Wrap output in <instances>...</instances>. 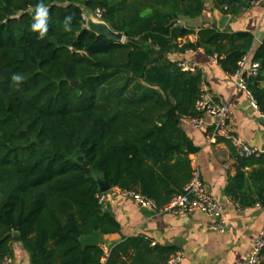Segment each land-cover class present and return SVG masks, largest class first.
Masks as SVG:
<instances>
[{
	"label": "trees",
	"instance_id": "obj_1",
	"mask_svg": "<svg viewBox=\"0 0 264 264\" xmlns=\"http://www.w3.org/2000/svg\"><path fill=\"white\" fill-rule=\"evenodd\" d=\"M247 1L212 4L235 18ZM37 2L0 0V263L18 242L30 264H166L177 249L145 237L108 253L81 246L84 235L120 231L99 203L96 179L157 210L184 194L198 149L181 122L202 115L203 76L182 70L171 55L202 49L233 76L254 37L207 26L195 43L180 44L194 34L183 21L202 15L203 0H44L49 30L38 40L31 31ZM84 11H99L123 42L90 32ZM66 15L73 16L71 32L64 31ZM251 62L259 69L243 74L244 82L264 113V42ZM12 73L24 76L19 87ZM218 140L235 159L226 195L239 209L264 208V157H239L229 140ZM261 257L264 264V248Z\"/></svg>",
	"mask_w": 264,
	"mask_h": 264
},
{
	"label": "crops",
	"instance_id": "obj_2",
	"mask_svg": "<svg viewBox=\"0 0 264 264\" xmlns=\"http://www.w3.org/2000/svg\"><path fill=\"white\" fill-rule=\"evenodd\" d=\"M203 1L205 9L202 15L183 21V26L194 34L182 38L180 44L195 43L196 33L203 27L217 28L220 13L214 10L212 0ZM224 30L253 35V47L245 66L247 69L253 52L261 44L259 37L264 30V10L254 8L241 11L235 18L229 16ZM171 59L200 70L203 95L213 104H227L232 112L228 122L231 135L250 147L264 150V121L259 112L251 107L246 93L236 87L234 76L223 72L216 60L205 55L202 49L174 53ZM203 120L211 123L213 118L205 114ZM181 128L198 149L190 155L192 168L198 170L206 192L223 208L220 220L224 222V232L208 230V226L215 221L204 214L162 212L153 204H142L126 192L113 188L104 194L102 206L117 221L120 231L118 234L99 235L98 245L108 253L125 239L145 237L152 245L176 248L184 256L181 264H245L253 242L264 227V208L256 205L239 209L226 195L229 179L235 173V159L225 142H208L212 132L210 127L194 129L185 119ZM11 258L13 264H30L28 254L18 242L12 245Z\"/></svg>",
	"mask_w": 264,
	"mask_h": 264
},
{
	"label": "built area",
	"instance_id": "obj_3",
	"mask_svg": "<svg viewBox=\"0 0 264 264\" xmlns=\"http://www.w3.org/2000/svg\"><path fill=\"white\" fill-rule=\"evenodd\" d=\"M263 9L264 10V0H248L242 11H248L249 9ZM100 20L101 13L99 11L95 12ZM183 24V23H182ZM249 61L248 54L244 56L239 64L240 70L233 75L235 80V85L237 88L243 90L249 103L253 109L259 112L261 119L264 121V113H261L257 108V103L250 92L247 90L243 74L246 77L255 76L259 64L255 62H250L249 67L246 69V63ZM180 68L184 71L193 72V69L189 65L179 64ZM196 110L202 113L201 116L187 119L194 129L201 128L203 126L210 127L212 132L208 136V142L210 144H216L218 138L223 137L231 142V145L236 149L239 157H253L260 158L264 157V150L257 149L248 146L242 140L234 137L228 130V122L231 119L232 112L227 104H213L211 103L202 93L200 100L196 103ZM208 115L213 118L211 123H206L203 120V115ZM133 196L137 201L142 204H152V202L145 200L139 196L127 193ZM99 203L102 205L105 198L104 194H101L98 198ZM223 208L217 203L205 190L204 184L200 178V174L197 169H193L192 177L190 182L184 189V194L175 197L171 202L166 205L162 212L173 213V214H185V213H201L213 219L215 222L208 226V230L216 231L219 233L224 232V222L220 220ZM264 248V227L259 234V236L253 242L250 255L245 264H260L262 261L261 253ZM184 256L180 252H176L170 257L166 264H181ZM0 264H13L11 257H6L2 260Z\"/></svg>",
	"mask_w": 264,
	"mask_h": 264
},
{
	"label": "water",
	"instance_id": "obj_4",
	"mask_svg": "<svg viewBox=\"0 0 264 264\" xmlns=\"http://www.w3.org/2000/svg\"><path fill=\"white\" fill-rule=\"evenodd\" d=\"M218 12V11H217ZM220 13V12H219ZM220 19L218 21L217 28L218 30H223L226 23L229 20L228 15L219 14ZM90 32L96 34L97 36L104 37L105 39L112 41L114 43H122L124 40V37L121 33H116L113 30L109 28L105 23L100 21L99 23H90L88 27H86ZM185 31V29L181 30V34ZM259 41L261 43L264 42V30L261 33V36L259 37ZM78 86V82L71 83L72 88H76ZM98 190L100 194H106L109 191L113 189L112 186L108 185L103 178H97L96 179ZM15 238H18L19 235L15 234ZM84 239L82 240V238ZM80 244L83 248L90 247V246H98L99 244V234L97 232H93L90 235H84L80 237Z\"/></svg>",
	"mask_w": 264,
	"mask_h": 264
},
{
	"label": "clouds",
	"instance_id": "obj_5",
	"mask_svg": "<svg viewBox=\"0 0 264 264\" xmlns=\"http://www.w3.org/2000/svg\"><path fill=\"white\" fill-rule=\"evenodd\" d=\"M48 17L49 8L44 3V0H38L35 5V15L33 17V23L31 24V31L38 33L37 39L42 40L48 33ZM73 16L66 15L63 19L64 31L71 32L72 30ZM11 81L19 87L24 80V76L21 73H12L10 77Z\"/></svg>",
	"mask_w": 264,
	"mask_h": 264
},
{
	"label": "rangeland",
	"instance_id": "obj_6",
	"mask_svg": "<svg viewBox=\"0 0 264 264\" xmlns=\"http://www.w3.org/2000/svg\"><path fill=\"white\" fill-rule=\"evenodd\" d=\"M83 17H84V27H88L90 23H99L100 20L97 17V15L94 12L90 11H84L83 12Z\"/></svg>",
	"mask_w": 264,
	"mask_h": 264
}]
</instances>
